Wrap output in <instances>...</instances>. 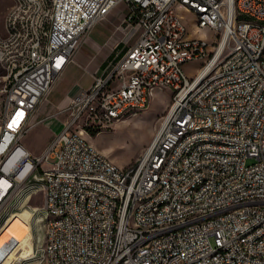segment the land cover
I'll return each instance as SVG.
<instances>
[{
  "label": "built area",
  "instance_id": "1",
  "mask_svg": "<svg viewBox=\"0 0 264 264\" xmlns=\"http://www.w3.org/2000/svg\"><path fill=\"white\" fill-rule=\"evenodd\" d=\"M13 2L20 11L6 13L0 30V226L14 199H21L19 210L31 209L37 194L54 215H63V225L43 227L47 258L20 261L264 264V207L249 204V197H264V0H239L243 16L230 13L229 0H51V8L40 0ZM119 4L127 9L125 51L56 113L69 116L33 157L22 139L39 106L86 35ZM176 8L195 18L204 12L203 29H212L213 43L187 34ZM21 24H28V35H21L27 51L18 44L14 55L4 56L10 31L20 32ZM230 28H237L235 38H228ZM224 54L231 61L219 66ZM192 62L201 67L189 78L184 66ZM209 64H217L215 79L199 91ZM185 86H195V93H185ZM165 90L170 104L155 136L127 168L88 140L90 132L125 119L120 110L135 116ZM186 131L194 138L170 149ZM198 139H215V148H199ZM189 142H196V152L178 160ZM200 155H208L207 166H200ZM98 179L105 187H95ZM23 186H30L29 195H20ZM139 197H147V205L132 211ZM160 197H171V206L158 207ZM40 216L42 223L51 218Z\"/></svg>",
  "mask_w": 264,
  "mask_h": 264
},
{
  "label": "rangeland",
  "instance_id": "2",
  "mask_svg": "<svg viewBox=\"0 0 264 264\" xmlns=\"http://www.w3.org/2000/svg\"><path fill=\"white\" fill-rule=\"evenodd\" d=\"M40 5L43 8H51V0H40ZM18 11H20V2L12 3V0H0V30H2L6 13L7 17H14ZM121 12L127 13L125 6L121 8ZM175 12L181 18L187 34L191 37L207 39L209 44L213 43L214 36L212 32L199 31L195 17L191 13L179 8H176ZM121 27L122 29H118L115 35L118 36V41L127 35V38H123L126 41L130 36L128 35V29L125 24ZM98 28L101 37L107 35L109 30L107 24ZM21 35H28V24H21L20 32L10 31L9 42L3 47L4 56L14 55L18 44H20V51H27V44H24V36ZM200 67L201 63L192 62L184 66V71L189 78H193ZM2 74L3 72L0 71V75ZM0 89H2L1 80ZM159 92L158 94L155 93L149 107L144 111L135 116H126L125 119L112 123L109 129H103L98 133L96 131L89 133L88 140L92 145L121 170L141 157L155 136L159 119L163 114V112L160 113V108L168 102L169 98L168 91ZM1 100L2 96L0 94V104ZM60 121L61 119L55 117L44 127H36L25 136L22 144L33 157L44 152L50 138L53 136L52 133L56 129L57 123ZM251 163V160L247 161L248 165ZM22 188H20V195L30 194V186H24L23 190ZM28 205L31 207L28 210L32 213V217L28 214L19 215L21 210L27 208L25 206L19 210L21 199H14V204H10L9 215L14 217L6 219L0 226V264H12L17 255H26L28 258L37 261L39 256L44 258L43 227H45L46 220H43L42 223L40 214L44 215L45 198H41V195L37 194L31 198ZM35 208L40 209V214L34 211ZM19 264H27V261H20Z\"/></svg>",
  "mask_w": 264,
  "mask_h": 264
},
{
  "label": "crops",
  "instance_id": "3",
  "mask_svg": "<svg viewBox=\"0 0 264 264\" xmlns=\"http://www.w3.org/2000/svg\"><path fill=\"white\" fill-rule=\"evenodd\" d=\"M124 6L125 5L123 4H119L115 7L104 20L95 24L91 31L86 35L75 52L72 60L65 66L63 72L54 83L45 100L39 106L34 117L33 127L26 133V135L32 132L36 127H44L45 124L51 122L52 119L57 117L61 119V121L57 123L56 129L52 133L53 136L48 142L49 144L55 135H57L62 129L64 122L69 116L68 113H62L59 115L56 113L60 109L66 108L72 99L90 87L94 76L115 53L123 54L128 40L125 41L123 38H127V36H123V38L118 41V36L115 34L118 29H122V21L126 12H121V8H124ZM105 24L109 26V30L107 35L101 37L98 27H102ZM165 91L160 92L164 93ZM158 92L159 91H156L155 93L158 94ZM155 93L150 98L149 105ZM169 103L170 92L168 102L160 108V113L163 112L162 115L167 111Z\"/></svg>",
  "mask_w": 264,
  "mask_h": 264
},
{
  "label": "bare ground",
  "instance_id": "4",
  "mask_svg": "<svg viewBox=\"0 0 264 264\" xmlns=\"http://www.w3.org/2000/svg\"><path fill=\"white\" fill-rule=\"evenodd\" d=\"M177 4H184V0H176ZM230 13L236 16H243V8H239V0H229ZM196 24L199 29H203L204 26V12H197ZM211 31L212 29H203ZM237 36V28L228 29V38H235ZM221 49V48H220ZM4 55V54H3ZM260 56L264 58V42L260 46ZM231 61V54H224L219 59V66H227ZM215 71H217V64H209V71L203 73L200 77L198 83L199 91H206L210 88L212 81L215 79ZM185 93H195V86H185ZM129 116V109L120 110V117ZM194 138V131H186L185 133H180V136H176L175 139L170 141V149H177L185 143V141ZM152 142V141H151ZM199 148H215V139H198ZM196 152V142H189L188 146L185 148V152H178V160H185L186 155H193ZM208 165V155H200V166ZM95 187H105V179L95 180ZM24 188V186H23ZM22 188V190H23ZM157 194L149 195V202H156ZM249 204L251 206H263L264 207V197H249ZM147 205V197H139L135 199L132 204V211H139L142 207ZM171 206V197H160L158 199V207H169ZM21 214H28L32 217V213L28 209H23L19 212ZM14 216H8L9 219ZM44 217L46 218L45 227H54L55 225H63V215H54V209H49L46 207V198L44 206ZM47 251H50V241H43V255L47 258ZM28 259L26 255H17L13 260L12 264L17 261Z\"/></svg>",
  "mask_w": 264,
  "mask_h": 264
}]
</instances>
